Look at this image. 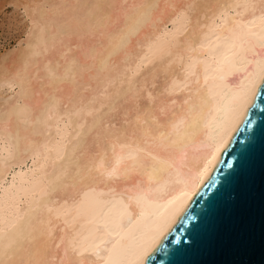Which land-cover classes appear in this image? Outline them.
I'll return each instance as SVG.
<instances>
[{"label": "bare ground", "instance_id": "obj_1", "mask_svg": "<svg viewBox=\"0 0 264 264\" xmlns=\"http://www.w3.org/2000/svg\"><path fill=\"white\" fill-rule=\"evenodd\" d=\"M32 6L0 67V264H143L264 77V0Z\"/></svg>", "mask_w": 264, "mask_h": 264}, {"label": "water", "instance_id": "obj_2", "mask_svg": "<svg viewBox=\"0 0 264 264\" xmlns=\"http://www.w3.org/2000/svg\"><path fill=\"white\" fill-rule=\"evenodd\" d=\"M143 264H264V77L210 173Z\"/></svg>", "mask_w": 264, "mask_h": 264}, {"label": "rangeland", "instance_id": "obj_3", "mask_svg": "<svg viewBox=\"0 0 264 264\" xmlns=\"http://www.w3.org/2000/svg\"><path fill=\"white\" fill-rule=\"evenodd\" d=\"M23 2L25 1L0 0V67L2 68L5 61L15 54L19 46L25 45L24 40L31 35L34 16V10L31 9L33 2ZM5 71L7 72V69ZM5 76L3 70H0V78ZM8 91L5 89L2 94H7Z\"/></svg>", "mask_w": 264, "mask_h": 264}]
</instances>
